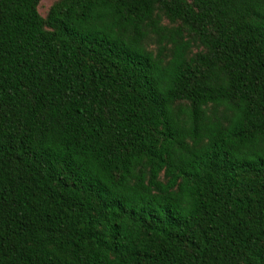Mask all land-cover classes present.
I'll return each mask as SVG.
<instances>
[{"label": "trees", "instance_id": "obj_1", "mask_svg": "<svg viewBox=\"0 0 264 264\" xmlns=\"http://www.w3.org/2000/svg\"><path fill=\"white\" fill-rule=\"evenodd\" d=\"M0 0V264H264V0Z\"/></svg>", "mask_w": 264, "mask_h": 264}, {"label": "rangeland", "instance_id": "obj_2", "mask_svg": "<svg viewBox=\"0 0 264 264\" xmlns=\"http://www.w3.org/2000/svg\"><path fill=\"white\" fill-rule=\"evenodd\" d=\"M55 0H41L39 5L40 12L45 15L48 11V9L51 7Z\"/></svg>", "mask_w": 264, "mask_h": 264}]
</instances>
